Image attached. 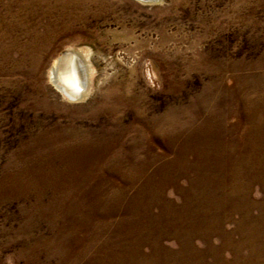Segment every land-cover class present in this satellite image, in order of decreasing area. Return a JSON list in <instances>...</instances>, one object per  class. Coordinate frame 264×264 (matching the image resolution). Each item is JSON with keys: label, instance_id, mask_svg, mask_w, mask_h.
<instances>
[{"label": "rangeland", "instance_id": "1", "mask_svg": "<svg viewBox=\"0 0 264 264\" xmlns=\"http://www.w3.org/2000/svg\"><path fill=\"white\" fill-rule=\"evenodd\" d=\"M0 264H264V0H0Z\"/></svg>", "mask_w": 264, "mask_h": 264}, {"label": "bare ground", "instance_id": "2", "mask_svg": "<svg viewBox=\"0 0 264 264\" xmlns=\"http://www.w3.org/2000/svg\"><path fill=\"white\" fill-rule=\"evenodd\" d=\"M139 1L154 4L162 0ZM88 70L86 51L72 47L55 58L49 71V79L55 89L67 96L70 100L82 101L90 93V88H88Z\"/></svg>", "mask_w": 264, "mask_h": 264}, {"label": "water", "instance_id": "3", "mask_svg": "<svg viewBox=\"0 0 264 264\" xmlns=\"http://www.w3.org/2000/svg\"><path fill=\"white\" fill-rule=\"evenodd\" d=\"M81 65V64H80ZM82 66V65H81ZM81 68V67H80Z\"/></svg>", "mask_w": 264, "mask_h": 264}]
</instances>
